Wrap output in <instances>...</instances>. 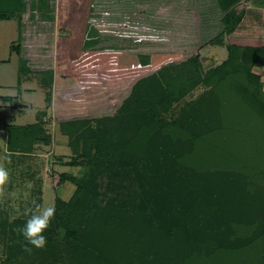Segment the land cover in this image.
<instances>
[{
	"label": "rangeland",
	"instance_id": "rangeland-1",
	"mask_svg": "<svg viewBox=\"0 0 264 264\" xmlns=\"http://www.w3.org/2000/svg\"><path fill=\"white\" fill-rule=\"evenodd\" d=\"M21 1L20 12L11 20H0V60L10 58V63H0V94L16 96L17 67L24 82L34 78L35 72L51 71V101L44 108L40 87L33 93L24 92L14 100V106L30 104L32 109L25 110L23 116L18 109L4 110L2 119L12 125L32 124L36 113L44 108L40 120L51 141L36 144L39 146L34 155L7 154L5 134H0V165L9 170V181L0 188V264H21L22 260L17 259L28 254L15 260L10 257L13 221L26 220L36 204L56 205L57 198L68 201L72 197L76 185L61 180L62 174L74 178L84 195H91L92 203L104 205L109 198L125 200L138 192V184L144 186L145 193L150 192L154 186L148 182L149 175L157 171L165 179L161 189L152 192L164 194L165 200L179 199L175 213L181 229L184 230L185 209L190 207L188 215L195 223L206 220L208 229L216 227L210 204L201 209L192 205L213 201V194L225 189L227 182H219L224 180L223 176L203 179L177 165L178 160L167 159L172 152L180 155V150L188 149L195 136L188 135L183 143L165 137L164 161L154 171L143 163H147V158L133 156L127 162V156L122 157L109 144L122 135L132 134L138 123H147L150 113L146 111L143 116L142 110L153 108V100L160 103L168 117H182L185 109L191 110L192 104H198L200 95L209 91L201 83L203 76L227 59L226 44L232 37L264 39V0ZM230 10L241 12L242 22L233 36L223 33L222 44L211 43L221 32L222 16ZM154 57L163 59L161 65L155 66ZM252 71L263 79L264 89V69ZM29 82L27 86L31 88L34 81ZM148 99L152 102L147 103ZM196 108L199 109L198 105ZM188 116L191 119V113ZM70 121L78 123L77 134L73 131L74 138L80 139L78 152L70 147V134L62 130L68 129ZM258 188L262 198L264 187ZM228 195L234 197L232 191ZM185 196L196 200L188 201ZM165 200H161L158 210L160 217L165 216L164 222L154 215L155 207H151L152 217L147 221H158L165 234H175L177 224L165 214L171 205ZM243 203L251 218L245 222L254 225L253 233L259 235L264 226V205L259 201L256 206L253 198ZM190 227L188 224L183 232L186 243L202 241ZM217 233H209L208 239L218 243L228 238L222 231ZM30 253L27 263L37 264L29 258L40 256Z\"/></svg>",
	"mask_w": 264,
	"mask_h": 264
},
{
	"label": "trees",
	"instance_id": "trees-1",
	"mask_svg": "<svg viewBox=\"0 0 264 264\" xmlns=\"http://www.w3.org/2000/svg\"><path fill=\"white\" fill-rule=\"evenodd\" d=\"M21 8V0H0V20H11ZM243 16L238 11H226L221 18V32L210 42L220 45L223 33L233 36ZM226 49L227 59L203 76L201 83L209 91L200 95V99L196 101L198 104L189 107L191 110L185 109L182 117L173 114L168 117L165 115L166 111H162L164 109L160 103L153 100V108L142 110L143 116L150 113V120L139 125L137 118L133 117L138 123L136 131L122 135L120 140H112L109 144L122 157L127 156V162L133 156L147 158V163L145 160L143 163L154 171L160 161H164L162 152L167 146L165 137L171 142L179 139L183 143L189 139L188 135L195 136L192 137L194 139L188 149H179L180 155L172 152L167 159L178 160L177 165L197 177L205 179L219 175L224 178L219 182H229L230 186L226 183L224 190L217 195V192L213 194L214 199L210 203L207 201L192 205L201 209L202 206L208 207L210 204L213 209L211 215L214 214L216 218V227L208 229L206 220L195 223L188 215V210L192 207L185 209L184 230L191 224L190 229L197 231L198 240L203 239L187 244L183 236L184 230L181 229L175 213V203L179 199L165 200L164 194L156 195L152 192L159 191L165 179L162 176L164 174L157 171L149 175L148 182L154 188L150 192L146 191L148 194L145 193L144 186L138 184V192L129 195L125 200L109 198L104 205L92 203L91 195H84L82 186L74 178L62 174L61 180L72 181L76 190L68 201L57 198L55 218L46 231L47 244L42 249L32 250L40 256V259L29 258L32 263L63 264L66 261L67 264H264V226L259 235L253 233L254 225L245 222L251 218L249 219L250 213L243 203V200L253 198L256 206L259 201L264 205V190L262 189L261 198V190L258 188L264 187V89L260 76L252 71L254 68L264 69V39L232 37L226 44ZM161 60L163 62L160 57H154L155 66ZM44 73L40 75V83L47 88L45 102L49 104L54 74L51 71ZM59 75L64 76L61 72ZM146 102L151 103L152 99ZM190 113L191 119L190 116L187 117ZM137 114L141 115L140 111ZM44 126L41 120L27 126H7L8 152L29 155L36 144L49 143L51 135ZM77 126L78 123L70 121L68 129L62 127L64 133L70 134V147L75 149L74 152L81 148L79 137L73 136V131L77 134ZM175 131H178L177 135ZM231 191L234 197L228 195ZM163 199L171 204L165 214L177 224L175 234H165L164 229L158 226V221H147L148 217H152L151 207H155L154 215L160 217L158 210ZM194 200L196 199H188ZM160 218L158 219L164 222L165 216ZM261 219L264 225V213ZM24 222V219H17L10 226L8 248L10 257L14 260L22 258L23 254H31L25 250L26 242L17 231ZM217 231H222L228 238L218 243L208 239L209 233L215 234ZM206 232L208 233L205 235ZM28 254L23 259H17V262L22 260L21 264H28Z\"/></svg>",
	"mask_w": 264,
	"mask_h": 264
},
{
	"label": "clouds",
	"instance_id": "clouds-1",
	"mask_svg": "<svg viewBox=\"0 0 264 264\" xmlns=\"http://www.w3.org/2000/svg\"><path fill=\"white\" fill-rule=\"evenodd\" d=\"M9 181V170L0 165V188ZM55 204L41 206L36 204L27 219L17 231L26 242L25 250L31 252L33 249H42L47 244L46 231L55 218Z\"/></svg>",
	"mask_w": 264,
	"mask_h": 264
},
{
	"label": "crops",
	"instance_id": "crops-1",
	"mask_svg": "<svg viewBox=\"0 0 264 264\" xmlns=\"http://www.w3.org/2000/svg\"><path fill=\"white\" fill-rule=\"evenodd\" d=\"M24 61H26V60L24 59ZM0 63H10V58L6 59V60H0ZM26 64H27V61H26ZM17 66H18V64H17ZM35 73H37V74L33 75L34 78H31L34 82H31L32 83V87L29 88L27 86V83H30L29 81L31 79L30 80L27 79L26 82H24L23 80L22 81L20 80V82L18 83V78H19L20 75L18 74V67H17V80H16V86L14 87V89L16 90V96H13V97H11V96H2L0 94V134L1 133L5 134V149H6V153L7 154L9 153L8 150H7V135H8L7 130H6L7 126H27V125H14V124L12 125V124L5 123L4 119H2L3 118L2 112L4 110L6 111V110H9V109L10 110L18 109V113L23 116L25 110L32 109V106L30 104H23V105H19V107L17 108V107L14 106V100H17L19 95L24 93V92L25 93H33V92H35L38 89V87L43 89L44 108L47 107L46 106V102H45V93L46 92L44 93V87L40 83V75H41L42 72H35ZM30 74H32V73H30ZM262 82H263V79H262ZM2 91L3 90L1 89V86H0V92H2ZM44 108L41 111H38L36 113V116L34 118L35 122L32 123V124H35V123L38 122V120H40V116H42V114H40V113L46 111ZM32 124H28V125H32ZM37 146H39V145H35L34 146V150L32 152L33 153L32 155H34V152H35V149H36ZM29 155H31V154H29Z\"/></svg>",
	"mask_w": 264,
	"mask_h": 264
}]
</instances>
